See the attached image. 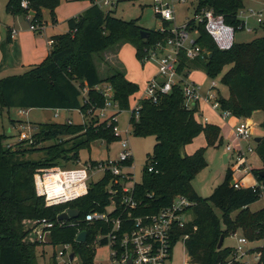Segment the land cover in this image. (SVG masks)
Here are the masks:
<instances>
[{
    "label": "trees",
    "instance_id": "obj_1",
    "mask_svg": "<svg viewBox=\"0 0 264 264\" xmlns=\"http://www.w3.org/2000/svg\"><path fill=\"white\" fill-rule=\"evenodd\" d=\"M96 1L91 0L92 6L85 13L68 20L69 32L52 38L54 44L41 64L21 75L0 80V120L5 111L13 109L79 111L84 117L82 124H39L32 143L18 140L11 147L7 144L9 136L0 132V264H38L37 248L47 245L63 247L64 254L69 246L75 257H81L82 264H94L97 248L110 244L107 236L114 229V218L121 215L119 209L114 212V195L109 189L118 185L110 173L99 182L90 183L86 196L55 206H47L45 199L37 195L34 181L39 170L66 166L64 163L77 164L81 150L90 149L94 142L109 145L119 141L114 134L117 126L114 119L121 112L131 110V100L139 93L140 86L129 81L123 69L114 68L103 77L98 62H104L105 53L130 44L136 49L137 59L145 63L149 51L170 37L167 31L143 28L139 19L129 22L118 19ZM124 1L132 0H117L116 6ZM243 1L190 0V3L196 5V14L212 10L226 25L238 31L245 29V22L239 17L244 9ZM23 2H27V8L22 6ZM59 5L60 0H7L6 11L14 17H28L34 12L31 26L40 27L35 30L40 31L45 25L44 11L50 12L54 24L58 22ZM191 26L198 31L197 44L208 54L196 60L187 59L183 54L178 73L184 79L193 71H203L213 81L221 78L229 91L228 98L219 93L222 112L240 119H251L254 113L264 112V37L249 43L235 42L230 50L222 51L204 24L192 22ZM142 31H150L147 39L142 38ZM11 32H8V43L12 40ZM226 68L229 70L224 73ZM102 85L112 88L111 100L117 107V112L107 120L99 116L107 102L98 90ZM139 103V118L135 109L131 113L132 133L136 137H155L157 143L147 158L142 182L136 186L141 210L134 211V215L157 213L172 205L178 196L194 202L195 206L188 210L193 215L192 222L177 234L178 240L188 236L185 246L191 264H229L235 254V248L225 247L229 236L239 234L250 244L264 242V209L257 212L249 209L263 195L264 138L256 144L263 168L252 171L257 180L255 186L235 188L234 183L239 181L229 168L222 184L203 198L195 190L193 181L208 166L207 150L222 145L221 128L197 120L198 104L193 108L186 105L183 83L176 84L170 93L160 94L156 102L143 99ZM261 128L264 130V122ZM201 135L206 146L186 154L185 147ZM47 142L53 144L45 146ZM72 143L73 147L66 148ZM35 153L43 155L31 160L30 156ZM69 210H78V219L59 221L58 217ZM238 210L240 213L231 218L230 214ZM94 213H109V223L88 222L86 216ZM44 219L54 223L48 240L32 242L30 235L34 234L36 222ZM84 231L88 233L87 241L79 243L77 237ZM222 237L224 245L219 250ZM257 249L255 253L260 254V259L256 264H264V247ZM51 264H59L57 254L53 255ZM232 264L240 263L233 261Z\"/></svg>",
    "mask_w": 264,
    "mask_h": 264
},
{
    "label": "built area",
    "instance_id": "obj_2",
    "mask_svg": "<svg viewBox=\"0 0 264 264\" xmlns=\"http://www.w3.org/2000/svg\"><path fill=\"white\" fill-rule=\"evenodd\" d=\"M136 1V0H133ZM151 6L157 18L163 23L160 32H169L170 37L165 43H158L155 48L149 51L147 59H155L158 61V75L152 79L148 85L143 99L156 102L160 94L170 93L176 84L183 83V93L186 105L193 108L199 104L204 98L201 88L192 83L189 78L184 79L178 73V67L181 63L183 54L187 59L196 60L205 58L208 54L197 44L198 31L192 30V22L196 25L204 24L206 31L212 37L217 47L222 51L230 50L235 41V29L225 24L220 16H216L212 10L203 11L196 14L194 19L187 21L182 25H177L175 5L177 3H190V0H150ZM105 5H116L115 2L105 0ZM22 6L27 8V2H23ZM240 19L246 22L244 15L240 13ZM31 20L32 16L28 15ZM258 22L262 23V14L259 15ZM168 23V26L165 24ZM35 31L37 27L31 26ZM251 30V29H249ZM54 44L50 41V46ZM98 90L107 99L106 106L100 111L101 120H107L111 116L107 114L109 108L115 105L112 102L113 90L111 87L104 85ZM218 84L214 80L211 89L207 95V101H210L215 110L221 111L218 102L219 92ZM142 99V100H143ZM140 103L137 105L136 118H139ZM225 117L231 116L229 112H222ZM20 114L24 115L25 110H20ZM114 121L117 122L115 118ZM71 124L70 121L66 122ZM33 129L28 125H23L19 134V141H30L32 143ZM114 134L119 141L121 151L118 158L107 159L104 162H98L96 165L92 162L85 164L84 167L74 169H66L56 166L48 169H42L35 173L34 181L37 195L43 197L47 206H55L69 203L89 192L90 175L96 172L110 173L114 177V184L117 188L110 186V191L114 195V212L117 209L121 211V215L114 218V229L107 236L110 245L113 248L111 260L106 264H171L172 254L175 248V242H183L188 236H181L177 239L178 230L184 228L193 220V215L188 210L195 206V203L184 196H178L174 199L172 205L164 208L154 214L134 215V211L141 210V202L136 197V186L134 175L131 173L133 168V152L128 139H123L117 126L114 128ZM236 136L239 141L248 142L252 140L254 134L252 125L248 121L241 122L236 127ZM11 147V145H8ZM228 153L233 155V166H237L233 170L236 174L243 170L247 165L248 154L254 153L255 149L249 146L233 147L227 146ZM153 171V167L149 168V172ZM235 188L243 187L241 181L234 183ZM264 193V186H261ZM117 199V201H115ZM118 205V208H117ZM126 217L123 218V216ZM88 222L102 221L109 223V213H94L86 216ZM34 234L36 241L43 242L47 240L49 230L54 227V223L46 219L36 222ZM122 232L120 235L119 233ZM114 233V235H113ZM239 246L235 248L233 261L240 264H249L250 242L245 237H239ZM70 248L66 247V250ZM71 249V248H70ZM64 255L61 251L60 256ZM260 259V254L256 253L255 260ZM97 264H105L99 262Z\"/></svg>",
    "mask_w": 264,
    "mask_h": 264
},
{
    "label": "rangeland",
    "instance_id": "obj_3",
    "mask_svg": "<svg viewBox=\"0 0 264 264\" xmlns=\"http://www.w3.org/2000/svg\"><path fill=\"white\" fill-rule=\"evenodd\" d=\"M90 1L91 0H72L73 4H69V6L65 8L64 3H66V0H60V5L56 10V17L58 22L56 24L52 22L51 14L48 11V18L44 17L45 25L41 28L40 32L39 30L31 31V22H28L24 18L14 17L13 15L9 14L6 11L7 0H0V53L3 50V45L7 38V29L8 27H11L16 32L17 36V42L14 45L10 46L11 56L15 55L18 51L20 53L33 54L37 58H39L43 55L42 51L44 49L47 50V44L49 40H51L52 36L67 33L70 31L68 25L69 17L72 14L70 11L72 9L79 8L82 3L87 4ZM109 1L114 2L116 0ZM104 2L105 0H101L100 2V6L102 7V9L105 12L112 11L114 16L118 19L127 22L139 19L140 25L147 30H158L162 26L163 21L160 18L156 17L150 0H136L133 2L124 1L121 2L118 6L112 4L105 5ZM243 2L244 9H242L240 12L244 15V18L246 20L245 29L235 32L234 41L236 43H249L257 38L264 37L262 24L258 22L259 15L262 14V20L264 24V0H244ZM195 9V4H183L180 2L177 3L175 5L177 25H182L187 21L193 20L195 16ZM85 11L82 12L80 10L78 12H81L83 14L85 13ZM47 21L49 23L48 25H46ZM121 48L122 46L115 47L114 52L120 50ZM122 57L126 65L124 67V70L126 68L131 76L140 81L141 89L139 93H137L131 100V110L121 112L117 116L116 123L119 132L123 136V139H128L132 148V164L134 169H132L131 173L134 175V182L141 183L147 158L149 155L153 154L154 147L157 142L155 137L144 138L134 136L132 133V127L130 125V119L132 111L136 109L137 105L145 95L147 89L146 81L152 76V74H154L156 70H158V61L155 59H146L145 63L141 62L136 57L135 47L130 44L126 45L123 48ZM228 70L229 68H226L224 73H226ZM199 73L202 79V76H204L205 73L203 71ZM212 82L213 79L207 77L204 83L205 85L203 87L204 91H210ZM216 82L220 90L223 92V95L228 96V88L222 85L221 78L217 79ZM109 109L113 110L114 106H111ZM261 116H264L263 112L255 115V135L253 136L252 140L247 142L251 145L252 148L255 149V151L252 154H248L247 165L243 167V171L240 173L237 172L235 175V180L241 181L243 187L253 186L257 184V180L252 172L253 167H251L250 159L257 156L256 144L254 140L259 136L260 131L262 130L260 125ZM66 117L73 119L75 124H82L84 122L83 115L79 111L58 112L56 110L49 109H31L25 110V114L21 115L19 109H13L10 111V113L7 111L4 112L3 117L0 120V132L5 133L7 136H9L7 142L8 145H16L19 140L18 137L22 129V125H28L34 129L37 127V125L43 123H64L67 119ZM233 137H237L236 127L235 129H233V131H231V134L229 133L226 137L223 138V143L220 147H212L207 150L205 156L208 166L206 167V169L200 172L193 181V186L201 197H209L212 194L213 190L217 186L222 184L229 168H231L232 170H236L238 168L237 166H233V164H225L222 158L227 144L231 142V138ZM197 143L198 141L196 142V145H198ZM52 144L53 142H47L45 146H50ZM73 145V143L68 144L66 148L73 147ZM90 146V149L81 150L80 161L77 164L73 165L71 163H64L67 165L62 167L66 169H74L78 167H84L85 164L90 160L103 161L108 157L110 159L118 158L121 151L120 145L117 142L107 145L105 142L97 141L92 143ZM190 148H193V146H190ZM190 148H187V151H189ZM42 155L43 154L35 153L34 155L30 156V159L38 160L42 157ZM103 174V172H96L93 175L91 174L90 183H96L102 180ZM249 209L252 212H257L261 209H264V193L261 199L252 204ZM239 213V210L235 211L230 214V217L235 218V216ZM219 215L220 217H222L221 214ZM239 237V234L227 237L225 240V247H238ZM30 239L32 242H34L36 239L35 234H31ZM46 241L40 243H45ZM262 247H264L263 241L251 243L248 245V249H250V254L248 257L249 264H256L255 251H258L257 248ZM70 248H68L66 250V253L63 256H60V258L59 254L61 251H64L63 247H53L52 245H47L46 247L42 246L40 248H37L38 264H51L54 254H57V260L59 264H82V259L80 256L74 257L73 261L70 260V255L73 253L72 248ZM112 253L113 248L110 244L98 247L96 255L94 257V264H97L99 262L105 264L109 263ZM171 264H191L189 262L185 243L180 242L175 246L172 254Z\"/></svg>",
    "mask_w": 264,
    "mask_h": 264
},
{
    "label": "crops",
    "instance_id": "obj_4",
    "mask_svg": "<svg viewBox=\"0 0 264 264\" xmlns=\"http://www.w3.org/2000/svg\"><path fill=\"white\" fill-rule=\"evenodd\" d=\"M96 2L99 5L101 4L100 3L101 0H97ZM114 2L117 3V0L114 1ZM131 2H133V0ZM64 4H65V8H67L69 6V4H73V2H72V0H66V3H64ZM91 6H92V2L91 1L89 3H87V4L82 3V5L79 8H77V9L75 8V9H72L70 11L72 14L69 17V19L74 18V17H77L79 15H82V13L81 12H78V11L81 10L83 12L85 10H88ZM47 12L48 11H44V17H46V18H48ZM19 18H24L25 20H27L28 22H30V19L27 16H19ZM48 24L49 23L47 21L46 22V25H48ZM56 26H58V25H56ZM30 28H31V26H30ZM9 30L12 31L11 32V34H12V40H11V42L8 43L7 42V38H6V41H5L4 45H3V50L0 53V80L3 79V78L9 77V76L21 75V74L29 71L32 67L41 64L46 59V57L49 54L50 47H51L50 46V41H52V38L54 36H56V35L52 36L51 40H49V42L47 44V46H48L47 47V50L44 49L42 51L43 55L40 56L39 58H37L33 54L20 53L18 51H17V53L15 55L11 56V53H10L11 52L10 51L11 50V47L10 46L11 45H14L17 42V38H16L17 36H16V32L13 30V28L8 27V29H7V37H8ZM31 31H33V30L31 29ZM57 35H60V34H57ZM127 45H129V44H127ZM125 46L126 45H123L122 48L120 50H118V51H115L114 52L115 49H113V50L105 53V55H104V58H105L104 59V62H98V68H99V71H100V73H101V75L103 77H106V75H109L110 74L109 72L110 71H113L114 68L121 69V70L123 69L124 70V67L126 65H125L124 60H123V57H122V50H123V48ZM124 71L126 72L127 79L129 81H132V82L138 84L140 86V89H141L140 81L138 79H135L133 76H131L128 73V71H127L126 68H125ZM199 72H202V71H193L190 74V76H189V80L192 83L198 85L201 88V92H202V94L204 96V98L201 99V101L198 104L199 112H198V114L196 116L197 120L200 123L204 124V125L205 124H213V125L219 126L221 128V130H222V136H223V138L226 137L229 133L231 134V131H233V129H235V127H237L241 122L248 121L252 125V132L255 135L254 117H255V115H257L260 112L254 113V115L252 116L251 119H240V118H237V117H234V116L225 117L222 112H220L218 110H215L213 108V106L210 103V101H207V95H208V92L209 91L208 90H205L204 91V89H203V87L205 85L204 84L205 83V80L207 79V76L205 74L204 76H202V79H201V77H200L201 75H200ZM157 75H158V70H156L154 72V74H152V76L150 78H148V80L146 81L147 85H148V83L152 79H154L155 77H157ZM102 86H104V85H102ZM217 91L223 97H225V98H228L229 97V95L228 96L223 95V92L220 90L219 87H218V90ZM113 106H114V109L113 110L109 109V111L107 112V114L109 116H112L113 113H116L117 112L116 105H113ZM10 111H9V113H10ZM58 112H61V111H58ZM56 115H59V114H56ZM66 118L67 119L65 120L64 123L70 121L71 123L75 124V122H74L73 119H71L69 117H66ZM83 119H84V117H83ZM260 120H261L260 121V125H261L264 122V116L263 117L261 116ZM257 138H264V130L263 129L260 131V134H259V136ZM257 138H255V139H257ZM197 141H198V143H197L198 145H196V142ZM254 142H255V140H254ZM255 144H257V143L255 142ZM230 145L233 146V147H239L240 145L246 147V146H249L250 144L247 143V142L239 141V139H237V137H233V138H231V142H229L227 144V146H230ZM190 146H193V148H190ZM205 146H206L205 137H204V135H201L192 144L186 146L185 149H184V152L186 154H193L198 149H200L201 147H205ZM187 148H190L189 151H187ZM222 158H223V162L225 164H227V165L233 164V155L231 153H228L226 149L223 152ZM107 159H109V157ZM106 160H103V161L90 160L87 163H90V162H96V163H98V162H104ZM250 161H251V167H253V170H259V169H262L263 168V162L259 158L258 155L255 158H251ZM253 186H255V185H253ZM253 186H246V187H253Z\"/></svg>",
    "mask_w": 264,
    "mask_h": 264
},
{
    "label": "water",
    "instance_id": "obj_5",
    "mask_svg": "<svg viewBox=\"0 0 264 264\" xmlns=\"http://www.w3.org/2000/svg\"><path fill=\"white\" fill-rule=\"evenodd\" d=\"M30 16L34 17L35 16V13L34 12H30ZM155 29L151 30V31H154ZM150 34V31H142V38L143 39H147L148 36ZM262 140V138H257L255 139V142L258 144L260 141ZM262 176H264V173L262 172L261 173ZM115 201H117V199H115ZM80 216V213L78 210H69L63 214H61L59 217H58V220L59 221H67V220H70V219H78V217ZM87 236H88V233L87 232H82L78 235L77 237V241L79 243H86L87 241ZM223 245H224V237L221 238L220 240V243L218 245V249H222L223 248ZM74 257H75V254L72 253L70 255V260L73 261L74 260Z\"/></svg>",
    "mask_w": 264,
    "mask_h": 264
}]
</instances>
